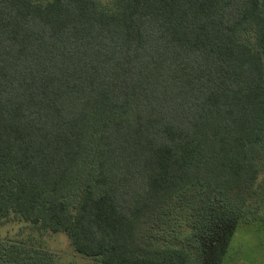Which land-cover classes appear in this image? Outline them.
Masks as SVG:
<instances>
[{"label": "trees", "instance_id": "obj_1", "mask_svg": "<svg viewBox=\"0 0 264 264\" xmlns=\"http://www.w3.org/2000/svg\"><path fill=\"white\" fill-rule=\"evenodd\" d=\"M8 221L100 264H230L242 230L263 255L264 0H0Z\"/></svg>", "mask_w": 264, "mask_h": 264}, {"label": "rangeland", "instance_id": "obj_2", "mask_svg": "<svg viewBox=\"0 0 264 264\" xmlns=\"http://www.w3.org/2000/svg\"><path fill=\"white\" fill-rule=\"evenodd\" d=\"M35 236L47 251L54 254L56 262L59 264H100L91 259H85L74 252L68 241V238L62 234H45L40 236L33 233L28 224L22 222H0V241L23 240L26 237ZM255 241L247 232H239L235 237L231 250L228 252L231 255L230 264H261L263 255L254 254ZM255 248V249H256ZM245 258V262L241 258ZM1 264V263H0Z\"/></svg>", "mask_w": 264, "mask_h": 264}]
</instances>
